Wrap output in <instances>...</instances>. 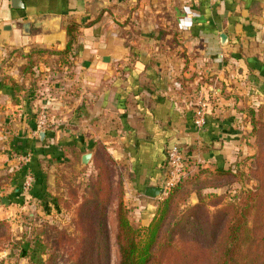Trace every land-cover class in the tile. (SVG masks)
I'll return each mask as SVG.
<instances>
[{"label":"crops","instance_id":"crops-1","mask_svg":"<svg viewBox=\"0 0 264 264\" xmlns=\"http://www.w3.org/2000/svg\"><path fill=\"white\" fill-rule=\"evenodd\" d=\"M22 1L14 8L2 0L0 8L1 203L6 196L11 204L41 201L54 182L50 168L81 165L87 152L93 162L103 146L123 174L131 213L149 222L159 199L146 189L161 186L169 147L181 146L191 168H228L238 159L243 130L252 128L243 108L264 96V0ZM54 16L60 30L44 28L41 21ZM24 22L33 24L30 35L8 27ZM71 24L75 41L63 59ZM35 47L57 52L53 69L40 61L34 74L21 70L17 53ZM240 69L252 91L237 78ZM218 84L234 95H222ZM186 85L199 91L190 94ZM212 88L221 91L199 128L193 108ZM41 107L50 124L37 132ZM26 179L29 191L19 188Z\"/></svg>","mask_w":264,"mask_h":264},{"label":"rangeland","instance_id":"rangeland-1","mask_svg":"<svg viewBox=\"0 0 264 264\" xmlns=\"http://www.w3.org/2000/svg\"><path fill=\"white\" fill-rule=\"evenodd\" d=\"M1 6L2 0H0V8ZM20 53H17L18 57H21ZM51 58L48 55L38 56L37 66L40 61L52 63L54 66L55 63ZM230 70L227 71L228 76L231 74ZM236 71L235 74L240 75L237 78L244 84L243 87H248V78L243 75V69H240V72ZM198 74L201 76L202 73L194 71L193 78ZM215 80V77L201 79L198 86L202 83H215ZM198 86L194 85L193 88L192 85L191 87L186 85V88H189L190 94H196L199 91ZM218 86L222 87V95H234L233 90L228 93L230 91L227 85L218 84ZM251 88L249 85L246 91H252ZM245 95L247 96V93ZM257 98L259 100L246 103V107L243 108L248 113L247 120L251 122L252 128L243 130L241 140L243 150L232 164L233 169L241 168L238 181L224 188L202 186L200 188L191 184L189 185L190 196L185 205L184 202L181 204L186 207H179L180 210L188 211L204 198L209 202L208 200L213 197L212 193L221 195L227 193V198L223 201L225 203L234 195H243V192L256 189L261 190L262 185L264 186V174L261 170V162L264 161V96ZM214 100L215 98L212 99L213 104ZM252 158H255L256 166H253L254 169L250 172ZM107 166L108 171L103 168L98 174L91 160L81 165L74 164L72 161L59 164L49 170L54 182L52 188L48 190V195L46 194L41 201L30 199L24 205L10 203L4 206L0 199V264H120L117 210L122 195L127 206L128 203L120 168L115 160L113 164ZM199 166L204 165L197 164L195 168L190 167L186 176L193 174ZM209 178H211L209 175H203L199 179L203 181ZM96 179L102 180V186L100 184V189L91 194L88 189H90L91 181ZM109 179H111L110 187L107 184ZM102 203L108 204L103 214L98 211ZM215 208V206L211 207L212 210ZM197 216L198 221L194 222L204 225L210 223L211 218L203 208L198 211ZM129 217L132 224L138 228L147 227L151 222V219L149 222L138 219L139 216L134 212L131 213V209ZM253 224L250 218V225ZM190 231L194 229L189 228L186 232L176 227L173 233H179L180 236L185 237L191 235ZM159 259L162 262L160 264H169L166 258Z\"/></svg>","mask_w":264,"mask_h":264},{"label":"trees","instance_id":"trees-1","mask_svg":"<svg viewBox=\"0 0 264 264\" xmlns=\"http://www.w3.org/2000/svg\"><path fill=\"white\" fill-rule=\"evenodd\" d=\"M75 30V25H69L67 29L69 41L65 50L60 52L63 59L70 53L75 41ZM55 53L57 52L44 47H35L28 53H20L23 59L20 68L24 73L34 74L38 56H51ZM66 63L69 66L68 61ZM92 160L98 174L103 168L108 171L107 165L114 163L113 157L103 146L96 149ZM72 162L75 164L73 160ZM250 166L251 172L254 169L253 166H256L255 158H252ZM240 169H233L232 165L228 168L217 167L214 170L199 166L193 174L190 173L191 175L178 181L169 193L159 200L151 222L144 228H138L132 224L129 217L130 209L122 195L117 210L120 264H160L162 263L160 257L166 258L169 264H264L263 185L261 190L256 189L243 192V195H234L225 203L223 201L227 198V193L223 195L212 193L213 197L208 200L209 202L204 198L188 211L180 210L190 196L189 185L193 184L200 188L201 186L228 187L231 183L238 181ZM27 170L29 165L26 163L22 168L25 178ZM261 170L264 174V161L261 162ZM203 175H209L211 178L201 181L199 178ZM101 182V179L91 181L88 192L93 194L100 189ZM107 184L110 187L111 179L107 181ZM122 184L124 189V183ZM19 188L23 189V186ZM182 202L184 205H181ZM107 205L102 203L98 211L103 214ZM212 206L216 208L212 210ZM201 208L211 218L210 223L206 225L194 222L198 221L197 215ZM250 218L254 223L252 226ZM176 227L186 232L189 228L194 231H190L191 235L183 237L179 233H173Z\"/></svg>","mask_w":264,"mask_h":264},{"label":"built area","instance_id":"built-area-1","mask_svg":"<svg viewBox=\"0 0 264 264\" xmlns=\"http://www.w3.org/2000/svg\"><path fill=\"white\" fill-rule=\"evenodd\" d=\"M221 89L212 88L209 90L208 97H199L194 105V123L197 127L203 128L207 122V112L211 105V100L215 95L219 94ZM37 132L44 131L50 124V117L46 107H41L36 114ZM28 160V156L20 159ZM167 169L166 176L161 184L162 194L161 199L165 197L171 188L182 178L186 177L190 171V159L187 152L179 145H173L167 150ZM32 186V181L26 179L23 184V189L29 191Z\"/></svg>","mask_w":264,"mask_h":264},{"label":"water","instance_id":"water-1","mask_svg":"<svg viewBox=\"0 0 264 264\" xmlns=\"http://www.w3.org/2000/svg\"><path fill=\"white\" fill-rule=\"evenodd\" d=\"M11 6L14 8H22L24 7V3L22 0H11ZM61 23H62V19L60 16H54V17H50L47 19H44L41 21V24L44 28L48 29V28H54L56 30H60L61 28ZM32 26L33 24L31 22H24L23 24L19 23V24H13L11 26H8L9 28H22V33L24 35H30L32 32ZM227 35L225 33L221 34V39L223 42L226 41L227 39ZM174 86L177 89H182V83L180 81H176L174 82ZM41 136H43L45 134V132H41ZM92 158V153L88 152L85 153L82 156V164H87ZM53 179V178H52ZM161 194H162V187L161 186H149L146 189V195L155 199H160L161 198ZM11 203V200L8 196L4 197L2 199V204L4 206H7Z\"/></svg>","mask_w":264,"mask_h":264}]
</instances>
